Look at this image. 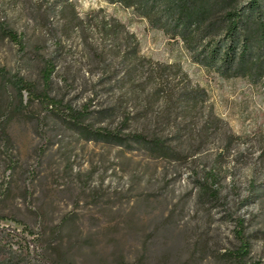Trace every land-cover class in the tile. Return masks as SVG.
Masks as SVG:
<instances>
[{"label":"rangeland","instance_id":"374dc122","mask_svg":"<svg viewBox=\"0 0 264 264\" xmlns=\"http://www.w3.org/2000/svg\"><path fill=\"white\" fill-rule=\"evenodd\" d=\"M70 1L75 15L58 12L62 0H0V20L25 34L21 47L0 33L4 248L26 254L30 241L38 252L76 264H238L233 252L243 222L245 263L264 264V78L251 83L207 71L179 39L120 3ZM100 10L134 33L141 56L179 64L207 92L191 118L159 125L175 147L170 155L86 140L63 118L68 105L93 111L116 104L112 118L91 116L96 125L115 127L131 109L128 85L102 75L122 74L124 48L112 59L89 50L111 44L95 28ZM45 58L56 64L48 91L62 100L53 108L28 92L21 100L7 85L20 76L41 89ZM211 111L220 122L208 120Z\"/></svg>","mask_w":264,"mask_h":264},{"label":"trees","instance_id":"16d2710c","mask_svg":"<svg viewBox=\"0 0 264 264\" xmlns=\"http://www.w3.org/2000/svg\"><path fill=\"white\" fill-rule=\"evenodd\" d=\"M105 1L131 8L137 16L147 19L152 28L163 30L172 39H179L192 61L209 72L224 78H246L251 83H259L264 78V0ZM58 9V12L71 9L75 15L70 0H62ZM47 13L56 14V11L50 9ZM98 17L96 31L108 37L111 44L109 47L98 44L89 50L99 59L106 55L112 59L124 48L121 59L125 68L122 74L119 76L108 69L102 75L108 74L110 80L128 85L131 109L123 113L115 127L96 125L91 116L95 115L99 121L112 118L118 108L116 104L100 106L93 111L89 110L88 104L81 109L68 105L63 118L86 140L129 148L137 144L152 154L170 155L175 152V147L164 139L159 132V125L161 122L169 124L173 118H191L200 105L205 103L208 97L206 90L194 86L179 64L154 62L141 56L136 36L116 17L103 10L99 11ZM81 31L83 34V29ZM0 33L23 47L25 34L19 33L4 20H0ZM83 37L87 46L88 39ZM60 43L61 39L56 38V47ZM55 70L53 59L45 58L40 67L41 89L37 83L20 76L9 79L7 85L21 100L24 92H28L30 98L40 99L47 107L60 106L62 100L52 97L48 91ZM136 104H140L139 107ZM209 118L220 122L212 111ZM203 132L200 130L199 136H203ZM193 134L190 133V137ZM174 138L180 141L182 135H175ZM239 225V246L233 252V257L238 264H246L250 243L244 233V223L240 222ZM30 233L33 234L32 231ZM27 248L29 251L24 254L22 251L6 249L0 242V264H76L70 259L53 257L47 251L38 252L37 244L31 245L30 241Z\"/></svg>","mask_w":264,"mask_h":264}]
</instances>
